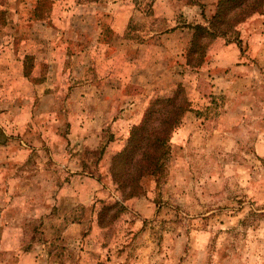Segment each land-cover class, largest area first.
I'll use <instances>...</instances> for the list:
<instances>
[{"label":"rangeland","instance_id":"rangeland-1","mask_svg":"<svg viewBox=\"0 0 264 264\" xmlns=\"http://www.w3.org/2000/svg\"><path fill=\"white\" fill-rule=\"evenodd\" d=\"M219 1L0 0V264L62 253L66 226L84 218L76 263L264 264V10L210 42L196 66L194 27L209 25ZM117 15L131 20L116 38ZM101 79L120 81L125 102L83 139L74 130L100 122ZM172 98L191 109L144 194L95 196L99 182L112 188V151ZM66 152L86 174L60 163ZM116 202L122 213L105 209Z\"/></svg>","mask_w":264,"mask_h":264},{"label":"trees","instance_id":"trees-1","mask_svg":"<svg viewBox=\"0 0 264 264\" xmlns=\"http://www.w3.org/2000/svg\"><path fill=\"white\" fill-rule=\"evenodd\" d=\"M263 10L264 0H220L209 25L194 27L189 60L194 61L192 56L195 54L198 58L195 65H201L210 42L228 36L240 23ZM177 101V98H172L154 102L143 121L133 127L129 139L114 156L110 173L125 200L140 196L143 193L141 181L146 177H157L163 167L169 138L184 114L191 109L186 99ZM116 208L119 213L125 210L119 203L105 209ZM99 222L104 225L101 220Z\"/></svg>","mask_w":264,"mask_h":264},{"label":"crops","instance_id":"crops-1","mask_svg":"<svg viewBox=\"0 0 264 264\" xmlns=\"http://www.w3.org/2000/svg\"><path fill=\"white\" fill-rule=\"evenodd\" d=\"M129 3H132V0H121L120 3L117 2L114 4V6H115V8H117L120 4L121 7H124V6L127 7V5ZM130 20H131V16L130 17H124L123 15H120V16L117 15L115 21H116V23H119L121 26H120V28H117V27L115 28L116 38L119 36H123L122 33L124 32V30L121 28L124 27L126 29V26H123V24H124V22L128 23ZM197 24H199V23H197ZM27 54L25 55L26 60L28 59V57L30 58V56H28ZM25 63L23 62L24 70H26V73L24 71V76L30 77V74H31V71L29 70L30 65L26 61H25ZM82 80H83L82 81L83 83L80 82V84H78V85L83 84V86H82L83 89H89L93 86L92 85L93 79L91 78V76L83 77ZM134 83L139 84L138 81H134ZM107 86L110 87L111 89H114V90H111V92H112L111 95L105 97L106 92L104 93L102 89L107 88ZM82 87H81V89H82ZM98 87H100V88L102 87V88L100 90H98V93L95 95V98H96L95 100H97L98 103L101 105H100V108L98 109V111H96V113H98V114L95 117H98L97 119L100 122L98 123V125L96 127H93V130L92 129H90V130H88V129L74 130V132H78V134L76 136L83 137V139H85L86 137H93L94 139L98 138V136H100L103 133L104 129L106 128L105 124L108 122V120L109 121L115 120V116L119 111V106L125 102L120 81H116V79L113 81L101 79V81L98 82ZM118 87H120V88H118ZM82 93H83V91H82ZM87 99H91V95L87 94ZM108 106L110 107V110H113L112 113H111V111L110 112L106 111V110H108ZM103 121H105V122H103ZM94 128H95V130H94ZM83 139H82V147L85 149V147H86L85 144L88 141L84 142ZM113 146L116 147V145H113ZM117 147H119L118 149H116L117 151H114V152L112 151V153H114V154L116 152L118 153L122 149L123 145L122 146L117 145ZM68 149L69 148H66L65 151H68ZM106 150L110 151L111 149H109V147H108V149H106ZM72 156H73V154H69L68 152H66L65 156L60 157V163L64 166H66L67 170H68V168H72L74 166L77 168V170L79 172L86 174L84 172L85 168H86V164L84 163V160L82 161L80 159V156H78V157L77 156L72 157ZM112 181H113V179H112ZM112 181H111L112 188H110V189H109V185L108 186L106 185V188H105V184L102 182H99V187L97 189L95 196H97L99 198L101 197L102 199H109V200H120V199H122V201H124L125 200L124 198H122V197L120 198L115 193L114 187H113L115 183H114V181L113 182ZM142 194H144V192ZM138 197H140V196H136L134 198H138ZM69 198H71V197H67V199H69ZM130 199H133V198H130ZM87 226H88V219L87 218H84L83 220H74V221L72 220V221H70L69 224L65 228L66 230H64L65 234L67 235L66 240L68 243H65L64 246H66V247H65V249L62 250V253L55 255L51 251H50V253H46L47 251L43 250L39 254H36L33 257L34 264H41V262H42V264H44V260H45L46 264H85L82 261H80V263L79 262L76 263V261H75L76 255L79 257H82L83 260H84L85 256L79 255L78 252L80 250H79L78 245H77L78 243H74V234L77 233L79 230H80V232H86ZM44 248H46V247H44ZM18 264H26V260L20 261V263H18Z\"/></svg>","mask_w":264,"mask_h":264}]
</instances>
